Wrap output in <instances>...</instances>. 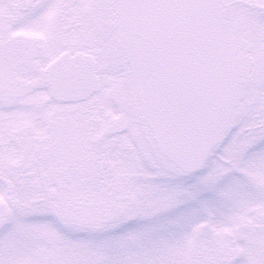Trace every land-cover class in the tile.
Returning a JSON list of instances; mask_svg holds the SVG:
<instances>
[{
  "label": "snow or ice",
  "instance_id": "snow-or-ice-1",
  "mask_svg": "<svg viewBox=\"0 0 264 264\" xmlns=\"http://www.w3.org/2000/svg\"><path fill=\"white\" fill-rule=\"evenodd\" d=\"M0 264H264V0H0Z\"/></svg>",
  "mask_w": 264,
  "mask_h": 264
},
{
  "label": "rangeland",
  "instance_id": "rangeland-1",
  "mask_svg": "<svg viewBox=\"0 0 264 264\" xmlns=\"http://www.w3.org/2000/svg\"><path fill=\"white\" fill-rule=\"evenodd\" d=\"M202 175V173H196L190 177H182L179 178L176 181H173L172 183L174 184H180L183 185L185 187L193 185L196 183L197 178ZM203 197L205 199L211 198L212 197V193L210 192H205L203 193ZM177 213L176 212H172V213H168L159 217H156L150 221H132L130 223H128L127 225L123 226L121 229L118 230L117 233H115V235H122L125 234L128 231L131 230H143L145 228H152V227H156L159 226L161 224H164L167 220L173 218Z\"/></svg>",
  "mask_w": 264,
  "mask_h": 264
}]
</instances>
